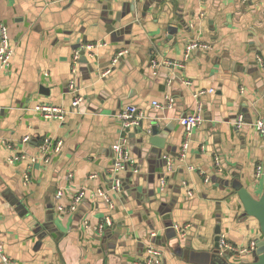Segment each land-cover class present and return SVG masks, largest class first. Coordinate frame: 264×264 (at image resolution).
Listing matches in <instances>:
<instances>
[{
  "label": "crops",
  "instance_id": "obj_1",
  "mask_svg": "<svg viewBox=\"0 0 264 264\" xmlns=\"http://www.w3.org/2000/svg\"><path fill=\"white\" fill-rule=\"evenodd\" d=\"M0 22L13 49L0 69V264L2 256L11 264H139L152 239L163 264H204L216 225L234 245L261 237L233 186L258 197L264 183V141L251 125L264 117V0H0ZM190 41L209 49L185 59ZM88 42L103 44L81 57L73 75V52ZM72 78L79 113L59 121L34 111L38 104L68 109ZM167 97L170 108L152 105ZM199 103L202 122L185 159L166 172L164 159L176 158L185 140L179 119ZM130 104L145 117L123 131L116 115ZM152 125L164 137L161 149L148 143ZM123 135L137 171L122 174L110 208L91 192L110 187L112 146ZM45 138L61 140L60 151L28 168ZM12 154L25 158L13 163Z\"/></svg>",
  "mask_w": 264,
  "mask_h": 264
},
{
  "label": "built area",
  "instance_id": "obj_2",
  "mask_svg": "<svg viewBox=\"0 0 264 264\" xmlns=\"http://www.w3.org/2000/svg\"><path fill=\"white\" fill-rule=\"evenodd\" d=\"M103 44L102 42H88L81 44L74 52L72 56V69L71 73L74 75L77 71V64L81 60V57L86 55L87 57H93L94 49ZM194 49H209V46L205 43H198L196 41H190L185 48L184 58L188 59L189 55ZM124 51L120 50L113 56L109 68H106L103 71L102 76L108 75L110 73L111 67L118 63L119 59L124 55ZM13 54V49L10 46L8 40V32L5 24L0 22V69L6 68L10 64V59ZM164 64L167 66H179L182 67V64L164 61ZM262 64V63H261ZM263 69L264 66L262 65ZM69 90L72 93L73 100L68 109H65L60 106H53L48 104H38L34 107V111L40 116L46 119H57L62 121L68 113H79V105L82 102V96L78 93V88L76 86L75 79L72 78L69 82ZM209 91H213L210 89ZM204 93V91L200 92ZM173 104V99L167 97L165 104H159L158 102H153L152 105L158 109L161 108H170ZM201 104H198L197 112L185 115L179 119V123L183 126L185 131V140L181 145V148L176 156L172 159L165 158V169L166 172H172L174 169V162H182L185 159L186 151L188 149V137L192 133L193 129L198 127L202 122V116L200 114ZM117 119L120 122L121 128L123 131L130 127H137L140 125L141 120L145 117V113L135 105H127L122 108L116 115ZM234 124L237 128L244 125V116L242 114L237 115L235 118ZM255 128L259 136L264 141V117H259L251 123ZM29 140V137H23V141L26 142ZM61 140H52L50 138H45L42 144L39 146V153L36 156L28 157L29 165L28 168H32L35 162H40L42 164H48L51 160L52 155L57 154L62 147ZM8 148H11L10 145H7ZM113 149V159L112 164L108 168L109 177H110V187L109 188H97L91 192V195L99 197L105 200L110 208H113V201L110 197L111 193H119L122 185V174L127 170L136 172L134 160L132 159L129 149L127 146V139L123 135L118 139V141L112 146ZM25 158V155H16L12 154L9 157V161L16 163L20 162ZM216 165L219 164L218 158H215ZM189 169H194L193 166H188ZM263 170L261 166H257L255 169V178L260 179L262 176ZM95 177V175L91 176ZM165 184V178L161 177L159 180V185L162 187ZM86 190L81 188L77 191L76 195L73 197L70 210H75L78 202L84 197ZM62 196V191H57L55 194V199H59ZM60 211L63 210L61 206L58 207ZM110 218H105V225L110 224ZM104 224L99 225L102 229ZM185 230L183 227H177L176 231L179 234H184ZM151 238H155V234H151ZM256 242L250 241L248 244L244 245H234L229 243L224 235H220L219 239V253L220 255L228 254V260L231 263H234L238 260H252L255 255ZM145 259L139 264H163V250L161 247L148 241L145 247ZM2 260L6 264H11L10 260L6 256H2Z\"/></svg>",
  "mask_w": 264,
  "mask_h": 264
},
{
  "label": "water",
  "instance_id": "obj_3",
  "mask_svg": "<svg viewBox=\"0 0 264 264\" xmlns=\"http://www.w3.org/2000/svg\"><path fill=\"white\" fill-rule=\"evenodd\" d=\"M169 32L174 30L176 31V27L170 26ZM85 60V58H83ZM157 125H152L150 130V135L148 137V143L152 146L156 147L157 149L163 148V135H160L161 132L157 133ZM165 133L166 131H162ZM165 162V161H164ZM235 194L240 202V205L243 209V213L246 216L253 217L257 220L261 237L256 240V249L255 255L252 260H238L231 264H264V183L262 188V193L260 196L255 197L253 196L245 187L234 185L233 186ZM214 253L210 255V253L206 254V261L202 262L204 264H230L226 259L229 258L228 254H224L223 259L219 253V239L221 235V230L219 225H216L214 228ZM152 241H154L152 239ZM157 243V242H156ZM175 250V249H174ZM176 251V250H175ZM193 251L189 252V256L193 257L197 255ZM188 255V253H187ZM199 263V262H198Z\"/></svg>",
  "mask_w": 264,
  "mask_h": 264
}]
</instances>
